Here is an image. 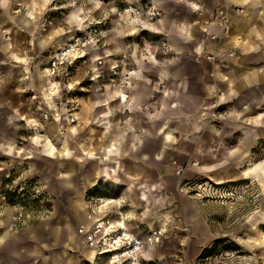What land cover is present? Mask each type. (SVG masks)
<instances>
[{"label": "rangeland", "instance_id": "1", "mask_svg": "<svg viewBox=\"0 0 264 264\" xmlns=\"http://www.w3.org/2000/svg\"><path fill=\"white\" fill-rule=\"evenodd\" d=\"M130 3L0 0V50L7 61L0 70L5 84L0 92L7 105L0 115V264H264V120L262 125L254 122L264 104L243 95L220 106L239 111L248 102L247 111L207 124L197 99L182 102L178 109L187 115L176 120L158 114L159 100L151 96L145 101L152 107L141 108L139 100L137 109L126 116L117 102L110 103V91L129 87L137 64H146V75L155 80L160 70L155 61H147L160 58L157 40L142 26L144 20L134 21L123 13ZM251 21L264 29V20ZM89 32L96 34L98 48H89L84 58L50 77L48 59L76 34ZM260 38L263 49L252 55L262 56L264 65V33ZM159 87L152 83L150 89L157 92ZM118 102L125 107L127 97L119 94ZM100 108H111L118 124L142 127L135 131L137 141L153 138L154 131L147 130L151 123L179 126L175 133L183 144L165 146L159 163L162 188L139 187L137 197L131 192L135 179H127L124 186L131 193L107 181L87 191L78 178L79 141L84 132L89 139L100 134L90 131L94 123H101L92 120L93 111ZM101 118L108 127L109 112ZM118 136L125 143V128ZM150 144L147 152L153 156L158 143ZM139 149L134 147V152ZM156 164L151 162L150 168L157 170ZM143 192L147 201L141 200ZM96 216L115 227L122 223L132 242L133 237L142 240L135 261H110L86 245L83 225ZM157 231L161 235L154 241ZM218 238L225 243L211 257L198 259ZM233 246L239 250H219ZM89 251L93 257H88Z\"/></svg>", "mask_w": 264, "mask_h": 264}, {"label": "crops", "instance_id": "2", "mask_svg": "<svg viewBox=\"0 0 264 264\" xmlns=\"http://www.w3.org/2000/svg\"><path fill=\"white\" fill-rule=\"evenodd\" d=\"M147 2L164 13L162 19L152 24L142 23L143 27L149 29L145 30L150 32L153 38L157 40L155 49L160 58L155 59L153 56V58L150 57L152 59L148 58L147 61L157 63L160 69L159 75L155 80L146 75L144 70L146 64L142 63L140 66L137 64L136 67L131 69L133 72L128 78L129 87L120 89L116 87L114 91H110V103L117 102L115 106L121 107L119 109H125L127 116L137 109L140 103L139 100H141V108L145 105L152 107L150 101L146 102L145 100L148 97L156 96L159 100L158 103H160L157 110L158 114L163 117L173 115L172 117H175L176 120L179 119L178 116L184 118L187 115L178 109V106L185 100L197 99L198 108L203 106L202 111H209L213 104L212 101L215 99L221 102L220 105L225 106L234 100L241 99L243 95L250 96L249 100L252 98L258 104H264V96L261 94L264 93V89L259 90L264 85L262 56L252 55L253 52L263 49V42H261L263 38L260 37L263 35L264 29L254 27L251 21L254 18L264 20V0H186L185 2H179V0H148ZM194 7L201 10V15L195 13ZM225 7H227L230 17V35L227 39L215 42L209 39V35L216 34L218 30L215 23L209 20V16L212 13L220 14ZM236 8H240L243 13H235ZM192 21H196L197 25L194 27L185 26ZM160 40L167 41L170 49L162 48ZM212 53L218 56L215 63H209L205 60V55ZM230 53H233L232 57L229 56ZM4 56L5 52L0 50V70L6 67L7 61ZM31 61L29 62L30 65L34 64L36 67L37 64L34 61L31 63ZM2 78L0 77V89H4L5 86ZM31 78L30 76L28 82ZM152 83L161 85L157 92L151 91ZM30 85L31 82L29 87ZM1 92L0 115H4L7 105L4 100L5 95H2ZM119 94H124L127 97L125 107L118 102ZM242 104V109L239 111L234 107L227 108L230 120L248 110V102ZM112 111L111 108L94 110L93 122L101 120V123H94L90 131L95 130L100 134L98 136L92 134L95 137L89 139L85 137L86 132H84V137L80 138L78 151L79 180H84L87 191L102 187L103 182L107 181L112 186H123L128 193L136 191L137 197L139 187L146 188L149 186L152 189L155 188V190L162 188L163 183L158 181L161 179L160 174L163 172V170L160 171L159 163L164 158L165 146L183 144L182 138L175 133L179 131V126L175 122L151 123L150 126L152 127L147 130L154 131L153 138L137 141L134 139L135 131L143 128L128 122L118 124L116 117H113L115 112ZM108 112L111 118L107 127L105 121L102 122L105 118L101 117L106 116ZM263 120L264 112L259 113L254 122L262 125ZM181 121L186 129L187 121L185 119ZM123 128L127 131L125 143L118 136V130ZM167 129L170 131H167ZM172 133L175 137L173 140ZM155 141L158 143L157 149L153 156H150L147 149L151 146L150 143H155ZM155 146L152 145V147ZM122 147L123 149H121ZM134 147H141V149L134 152ZM151 162L153 164L157 162V170L150 168ZM118 163H120V170L118 169ZM192 171L199 172L195 168ZM127 179H135L136 182L135 188L131 192L124 186V183L128 181ZM109 213H106L105 216ZM129 217L134 216L130 214Z\"/></svg>", "mask_w": 264, "mask_h": 264}, {"label": "built area", "instance_id": "3", "mask_svg": "<svg viewBox=\"0 0 264 264\" xmlns=\"http://www.w3.org/2000/svg\"><path fill=\"white\" fill-rule=\"evenodd\" d=\"M147 1L148 0H131V3L123 9V13L133 18L134 21L144 20L143 22H147L149 24L162 19L164 17V13L162 12V10L156 8V6L150 4ZM185 1L186 0H179V2ZM194 11L197 15H201V10L199 8L194 7ZM234 11L237 14H241L243 12L240 8H236ZM209 17V20L215 23L218 30L216 34H210L209 39L215 42L227 39V37L230 35V17L227 12V7H225L223 12H221L220 14L217 15L212 13ZM195 25H197L196 21H192L185 26L194 27ZM98 42L99 40L97 39L94 32L76 34L63 48L58 50L48 59L46 68L48 75L50 77H58L63 70L68 68L69 65L73 64L77 60L84 58V56L86 55V51L89 48L97 49ZM160 43L162 48H165L167 50L170 49L167 41L160 40ZM150 49L145 50V53H147V55L151 53ZM229 56L232 57L233 53H230ZM217 57L218 56L215 53L207 54L205 55V60L209 63H215ZM201 114L205 116L204 120L207 124L211 122L219 124L226 119L228 110L222 109L220 104L215 102L212 104V107L209 111H203ZM42 118L46 120L48 118V114H43ZM176 172L177 174H180L182 170L178 168ZM98 219H101V221L97 224H94V229H90L87 232H81L82 229L80 231L85 236L86 245L96 253V256H108L110 261H112L115 255L118 254L120 257L115 258L114 261L118 262L125 259L124 257H122L125 251L134 250L135 244H139V246L144 245L142 240L134 238L132 236L135 240L134 242H132V244L126 245L122 243L117 246L115 239L119 235L123 234L122 230L110 228L107 233H102L101 224H108V222H110L111 220H107L103 217ZM156 233H158V235ZM159 233L160 231L153 233L152 239H154V241L159 240V236L161 235ZM149 241H151V239H149Z\"/></svg>", "mask_w": 264, "mask_h": 264}, {"label": "bare ground", "instance_id": "4", "mask_svg": "<svg viewBox=\"0 0 264 264\" xmlns=\"http://www.w3.org/2000/svg\"><path fill=\"white\" fill-rule=\"evenodd\" d=\"M27 20V19H26ZM229 37V36H228ZM227 37V38H228ZM216 103H218V102H216ZM146 196H147V194L145 193V192H143V194H142V199L141 200H145V201H147V198H146ZM104 207V206H103ZM118 208V207H117ZM104 218V217H103ZM96 219V220H95ZM101 221V219H98V218H90V221H86V224H84L83 225V230L84 231H87L93 224H97V223H99ZM105 221V220H104ZM117 223V222H116ZM92 224V225H91ZM101 227H102V230H101V232L102 233H107L109 230H110V228H112V229H120V230H122V232H123V234L122 235H119L116 239H115V242H116V245L118 246V245H120V244H122V243H124V244H132V241L130 240V238H129V236H127L126 235V230H125V226H123V224L122 223H120V224H118V226L117 227H115V226H113L112 224H111V222H108V224H105V223H102L101 224ZM90 230V229H89ZM92 250V249H91ZM116 250V249H115ZM93 251V250H92ZM139 251V244H135V248H134V250H131V251H125V253H124V255L122 256V257H125L126 258V260H130V259H133L134 261H135V257H136V252H138ZM95 253V252H94ZM93 257V255H92V252H90L89 251V253H88V257ZM120 256L118 255V254H116L115 255V257L113 258V260H115V258H119ZM91 259V258H90Z\"/></svg>", "mask_w": 264, "mask_h": 264}, {"label": "trees", "instance_id": "5", "mask_svg": "<svg viewBox=\"0 0 264 264\" xmlns=\"http://www.w3.org/2000/svg\"><path fill=\"white\" fill-rule=\"evenodd\" d=\"M93 189H95V188H93ZM93 189L88 190V192H90ZM222 243H225L224 239L218 238V239L214 240L208 248H205L202 250L198 259L203 260L207 257H211L215 253V251H217L218 247ZM233 247L234 248H232V249L224 247V248H220L219 250H222V249L223 250H239V248L237 246H233Z\"/></svg>", "mask_w": 264, "mask_h": 264}]
</instances>
